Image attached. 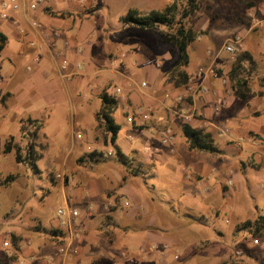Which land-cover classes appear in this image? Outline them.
Wrapping results in <instances>:
<instances>
[{
  "label": "crops",
  "instance_id": "1",
  "mask_svg": "<svg viewBox=\"0 0 264 264\" xmlns=\"http://www.w3.org/2000/svg\"><path fill=\"white\" fill-rule=\"evenodd\" d=\"M16 1L19 4L17 10L10 6L3 9L0 5V32L6 36V44L11 37L16 43L6 55L10 67L4 72L0 61L1 96L6 94L8 99L5 113L31 100L35 102L44 99L43 105L46 107L61 101H68L72 105L80 97L87 98L92 89L91 84L99 86L105 76L104 72L109 71L110 74L121 75L129 81V88L123 96L115 95L118 100L116 109L120 108L121 113L126 114L127 121L128 118L133 119L128 122L134 129L150 130L151 139H160L161 131L169 130L171 137L166 145L187 168L183 170H188L186 175L195 180L196 186L208 181L212 187H216L218 181L213 178L223 172L222 167L230 163L240 165L248 155L247 152L250 159L259 165V169L264 170V86L259 83V78L264 75V0H251L252 4L249 6L232 0L233 5L241 7L245 18H251L250 21H253L255 26H235V33L229 37L227 29L215 27L209 33L210 39L207 38L211 41L223 35L226 37L225 42L240 38V50L248 53L254 62L247 73L250 95L244 100L235 97L230 88L228 72L232 63L226 61V57L219 62L222 75H197L203 59L209 57L212 64L216 58L215 50L220 47L219 45L211 53V44L207 46V39H201L199 36L195 39L199 41L197 47L201 50V56L195 73L187 71L188 65L185 67L189 75L186 84L176 86L174 81L169 79L171 65L164 68L160 61L144 64L142 71L145 77L139 83L126 73L125 61L122 59L134 53V58L150 62L144 54L150 45L144 42L142 37L128 33L129 30L138 28L121 21V16L127 11L119 16L117 23H111L99 19L104 18L102 13L100 14L103 7L109 6L106 0H41L34 10L29 8V3L34 0ZM125 1L132 3L128 10L132 8L139 11L138 6L150 0ZM170 2L171 0H166L164 8ZM2 13L6 16L2 17ZM119 57L120 68H117L114 62ZM134 62L131 60L132 65ZM246 65L249 63L246 62ZM104 89H107V85L93 92L100 101L99 107L93 113L94 118L101 108L99 96ZM179 112L189 115V119H181ZM144 115L147 117L144 118ZM23 118L30 120V117ZM112 118L114 120L113 113ZM21 120L22 118L19 124ZM184 123L209 132L214 143L223 138L225 147L220 149L216 146L219 152L213 154L190 150L182 130ZM78 134V137H83L82 133ZM101 135L96 118L85 133L83 141H76L72 129L65 145L66 153L72 152L81 143H88L91 144L89 158H93L87 162L81 159L72 160L70 155L65 161V166L71 165V171L68 174L63 170L67 182L64 183L63 177H51L52 185L59 187L61 191L65 207L75 209L77 215H68L64 220L65 224L56 217V225L48 227L39 221L41 230L38 231L31 230L29 225L23 227L24 230L13 227L8 237L0 240L2 264H86L80 260L83 255L88 258V264H128L134 260L131 252L136 248L143 253V258L153 260L156 256L155 248L161 250L160 245L165 242L175 244V241L170 242L161 236L159 225L156 227L161 214H155L151 221L145 220L140 227L118 223L115 212L119 207V197L127 195V179L134 175L125 177V169L137 170L135 177L139 175L141 165L133 167L132 160L126 161L125 164L117 159L116 165L107 162L108 158L104 161L96 160L92 151L97 149L101 152V145H106ZM12 136H7L8 141H11ZM42 137L41 143H38L37 139L38 146L36 143L35 148L42 149L49 145L48 136L44 133ZM130 144L128 143V149ZM128 149L120 151L126 158L131 150ZM150 173L151 171L149 175ZM234 173L242 183L247 182L248 177L252 180L246 172L243 174L237 170ZM74 175L76 182L73 185L71 177ZM189 178L187 182L195 184ZM193 193L190 192L189 195ZM128 202L126 200L124 205H129ZM257 215H264V212L259 210ZM125 216L133 219L141 216V213L139 208H130ZM120 234L124 244L119 245L117 239ZM133 242H136V245H133ZM61 245L69 247L67 253L62 254L59 251ZM133 249L134 251H131ZM12 256L13 258H10ZM162 258L158 264H167V256Z\"/></svg>",
  "mask_w": 264,
  "mask_h": 264
},
{
  "label": "rangeland",
  "instance_id": "2",
  "mask_svg": "<svg viewBox=\"0 0 264 264\" xmlns=\"http://www.w3.org/2000/svg\"><path fill=\"white\" fill-rule=\"evenodd\" d=\"M106 1L109 6L103 7L100 14L102 13L104 18L99 19L111 23H117L119 16L132 5L125 0ZM199 3V10L185 22L198 32L201 39H207L211 29L215 27L227 29L228 37L235 33L233 31L235 26L252 27L251 18H245L244 10L233 5L232 0H199ZM165 4L166 0H150L138 8L139 12L144 14L152 9L163 10ZM166 31L168 29L162 25L151 30H129V34L142 37L144 42L154 47L148 46L144 52L150 62L134 58V53L122 59L125 61L126 73L139 83L145 77L142 71L144 64H155L156 61H160L166 68L176 59V48L159 39V33ZM214 39H211L212 42L207 39V46L211 44L209 50L212 53V50L220 45L215 50L216 58L212 62V67L218 75H222L219 62L226 57L225 60L232 63L243 51L240 50L235 55L229 54L223 49L226 37L221 35ZM198 42L195 40L188 48L190 61L186 69L189 73H195L198 68L201 56V50L197 47ZM15 46L16 43L11 37L0 53L3 72L10 67L6 55ZM119 60L120 57L114 62L117 68H120ZM131 60L135 61L134 65ZM211 60L209 57L203 59L200 66H209ZM104 74L99 86L91 84L92 89L88 92L87 98L80 97L72 105L68 101H61L46 107L43 105L44 99L35 102L31 100L5 113L4 108L8 99L6 94L1 96L0 91V240L8 237L13 227L24 230L23 227L29 225L31 230L38 231L41 230L39 221L47 227L56 225L55 212L58 208H64L65 203L59 187L52 185L51 177L55 179L63 177L64 183L67 182L63 170L68 174L71 171V165L65 166V161L70 155L72 160L81 159L87 162L93 158H89L91 144L88 143H81L72 152L66 153L65 145L69 141L72 129L76 141H83L89 126L95 121L93 113L100 105L99 99L93 94L95 89L107 85V93L115 96V88L119 87L121 93L116 96L122 97L129 88V81L123 76L110 74L109 71ZM34 92L38 94L36 90ZM23 117H30V120ZM113 117L119 125L115 141L108 143L109 134L102 127H98L99 133L102 134L101 139L106 145H101V152L94 149L92 156L98 161L108 158L107 162L116 165L117 159L121 162L118 152L127 151L128 143H131L129 148L131 150L128 149L129 157L125 160H132L133 167L141 165L139 170L141 175L139 173L135 177L132 175L133 169H125L124 176H132L126 183L129 192L119 197L116 219L119 224H134L140 227L145 220L151 221L155 214H161L156 227L159 225L161 236L170 242L175 241L174 245L163 243L160 245L161 250L155 248L156 256L153 260L143 258V253L133 247L136 248L135 251L131 250L134 251L131 252L134 260L128 264H158L165 255L167 264H264V233L262 236L254 237L247 229L242 228L243 223L246 220H253L259 210L264 212V186L261 183L264 170H260L259 165L250 159L248 152L240 165L230 163L222 167L223 172L213 178L214 181H218L219 186L217 184L216 187H212L208 181L196 186L195 180L186 175L188 170L186 172L183 170L187 168L169 151L167 145L162 144L158 138L155 140L150 138V130L134 129L120 108L113 112ZM44 133L48 136L49 145L42 149L35 148L37 139L38 143L42 142ZM78 133H82L83 137H78ZM10 135H13L10 151L4 152ZM215 143L220 149L225 147L223 138ZM16 150L21 155V163L16 162ZM103 155L105 157H102ZM26 156H32V160L25 159ZM134 156L136 159H133ZM237 170L243 174L246 172L252 180L248 177L247 182L238 181L234 173ZM9 176L13 178L6 180ZM188 178L195 184L187 182ZM229 181L232 183H228ZM75 182L74 175L71 177V183L74 185ZM194 189L196 190L193 193ZM190 192L193 194L189 195ZM126 200L129 201V205H124ZM130 208H139L141 216L128 219L125 215ZM130 229L133 232V229ZM117 241L119 245L124 244L121 234ZM133 245H136V242H133ZM82 258L80 260L88 264V258L84 255Z\"/></svg>",
  "mask_w": 264,
  "mask_h": 264
},
{
  "label": "trees",
  "instance_id": "3",
  "mask_svg": "<svg viewBox=\"0 0 264 264\" xmlns=\"http://www.w3.org/2000/svg\"><path fill=\"white\" fill-rule=\"evenodd\" d=\"M246 5H251V0H237ZM200 8L199 0H171L170 4L163 10L152 9L147 13H140L136 9H129L121 16V21L126 24L135 26L141 30H151L157 25L165 26L168 31L160 32L159 39L163 42L170 43L177 50V57L172 63L169 69V79L174 81L176 86L186 84L189 75L187 74L185 67L189 64V45L196 39L198 32L192 27L186 25V20L198 11ZM6 36L0 32V51L6 44ZM246 62L249 65H246ZM254 62L248 53L242 52L232 62V66L228 72V78L230 82V88L233 95L238 99H247L250 95L251 88L248 82V71L252 68ZM259 83L264 86V75L259 78ZM101 108L95 114L97 120V127H102L106 133L109 134V142L113 143L116 139L119 125H117L113 118L112 113L117 107L118 100L115 96L107 93L104 89L100 93ZM183 133L188 143L190 150L202 151L206 153L219 152L216 147L213 138L209 132L204 129L194 128L189 124L184 123L182 125ZM10 151V141L5 145V152ZM118 158L121 162L126 164V157L118 152ZM16 162H21V155L16 150L15 154ZM25 159L32 160V156H26ZM132 174L136 175L137 170H132ZM12 179V176L6 178ZM247 229L254 237L262 236L264 233V215H257L253 220H246L243 223V227ZM56 233V231H54ZM17 250V248H15ZM10 258H13L10 257ZM1 259V258H0ZM0 264L1 261H0Z\"/></svg>",
  "mask_w": 264,
  "mask_h": 264
},
{
  "label": "built area",
  "instance_id": "4",
  "mask_svg": "<svg viewBox=\"0 0 264 264\" xmlns=\"http://www.w3.org/2000/svg\"><path fill=\"white\" fill-rule=\"evenodd\" d=\"M40 2H41V0L31 1L29 3V8L32 9V10L36 9ZM0 5H1V7L3 9L8 7V6H10L13 10L19 9V4H18V2L16 0H2ZM1 16L5 17L6 14L2 13ZM241 45H242L241 40H240V38L237 37L235 39H230L227 42H225L224 45H223V49L227 53L235 55L236 53H238L240 51ZM63 63H66V61H63ZM212 65H213V63L210 64L209 66H206V67H203V66L199 67L198 71H197V75L200 76V77H205V76H208V75H216L217 73L214 71V68L212 67ZM143 85H144V83H143ZM120 92H121L120 88H116L115 89V95H118ZM143 117L145 118V117H147V115H144ZM179 117L186 121V120L189 119L190 116L185 114V113L179 112ZM0 119H1V105H0ZM128 121L131 122V121H133V119L132 118H128ZM170 135H171V132L169 130L161 131V133H160L161 143L162 144H167L169 139H170V137H171ZM228 183H232V182L229 181ZM261 183L264 186V176L262 177ZM125 204H127V202ZM68 215L76 216L77 215V211L75 209H72V208H69V207L58 208L56 210V217L59 219V221L62 224H65L64 220H65V218ZM68 249H69V247L66 246V245L59 246V251L62 254L67 253Z\"/></svg>",
  "mask_w": 264,
  "mask_h": 264
}]
</instances>
